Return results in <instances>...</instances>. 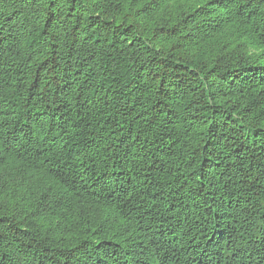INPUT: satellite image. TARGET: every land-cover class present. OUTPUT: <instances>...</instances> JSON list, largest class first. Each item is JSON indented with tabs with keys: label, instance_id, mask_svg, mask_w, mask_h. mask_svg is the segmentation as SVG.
Returning a JSON list of instances; mask_svg holds the SVG:
<instances>
[{
	"label": "trees",
	"instance_id": "1",
	"mask_svg": "<svg viewBox=\"0 0 264 264\" xmlns=\"http://www.w3.org/2000/svg\"><path fill=\"white\" fill-rule=\"evenodd\" d=\"M0 264H264V0H0Z\"/></svg>",
	"mask_w": 264,
	"mask_h": 264
}]
</instances>
